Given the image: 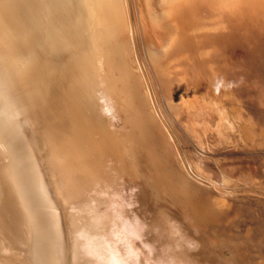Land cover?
Listing matches in <instances>:
<instances>
[{
	"label": "bare ground",
	"instance_id": "6f19581e",
	"mask_svg": "<svg viewBox=\"0 0 264 264\" xmlns=\"http://www.w3.org/2000/svg\"><path fill=\"white\" fill-rule=\"evenodd\" d=\"M200 6L223 29L249 11L264 17V0H0V264H141L120 251L117 218L101 207L135 186L137 155L156 137L143 78L182 82L187 110L224 102L181 66L201 61L208 80L220 75L198 34L211 39L216 24L190 18Z\"/></svg>",
	"mask_w": 264,
	"mask_h": 264
},
{
	"label": "rangeland",
	"instance_id": "374dc122",
	"mask_svg": "<svg viewBox=\"0 0 264 264\" xmlns=\"http://www.w3.org/2000/svg\"><path fill=\"white\" fill-rule=\"evenodd\" d=\"M249 12L224 29L202 6L190 16L193 22H213L219 29L210 30L211 39L198 32L213 46L211 58L221 70L213 82L201 61L181 65L204 97V85L213 83L216 96L224 101L219 112L209 106L208 110L205 103H198L201 108L195 104L198 113L184 108L176 95L183 85L173 82L174 77L164 78L160 85L151 74L149 84L142 80L156 137L149 135L143 142L145 150L137 155L142 174L132 181L135 188L116 189L111 201L105 197L111 206L104 201L100 206H107L102 209L106 219L113 216L122 231L118 235L125 237L122 244L121 236L116 237L118 248L137 252L135 262L138 258L141 264H264V17L257 9ZM260 21L263 25L257 26ZM159 34L164 37L163 30ZM223 84L229 96L222 91ZM154 161L160 162L158 173Z\"/></svg>",
	"mask_w": 264,
	"mask_h": 264
}]
</instances>
